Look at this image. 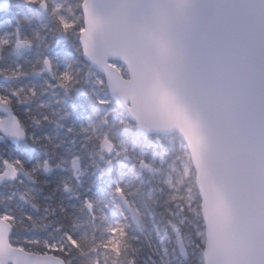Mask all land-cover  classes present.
<instances>
[{"label": "snow or ice", "instance_id": "6c2138e0", "mask_svg": "<svg viewBox=\"0 0 264 264\" xmlns=\"http://www.w3.org/2000/svg\"><path fill=\"white\" fill-rule=\"evenodd\" d=\"M23 7L0 0V264H264V0Z\"/></svg>", "mask_w": 264, "mask_h": 264}, {"label": "trees", "instance_id": "16d2710c", "mask_svg": "<svg viewBox=\"0 0 264 264\" xmlns=\"http://www.w3.org/2000/svg\"><path fill=\"white\" fill-rule=\"evenodd\" d=\"M26 14V9L23 7V0H12V8L11 11L8 13L9 17L15 14ZM3 81H0V84H3ZM45 99H50V97H45ZM2 151V149H0Z\"/></svg>", "mask_w": 264, "mask_h": 264}, {"label": "rangeland", "instance_id": "374dc122", "mask_svg": "<svg viewBox=\"0 0 264 264\" xmlns=\"http://www.w3.org/2000/svg\"><path fill=\"white\" fill-rule=\"evenodd\" d=\"M4 18V15L2 14V15H0V19H3ZM10 18V17H9Z\"/></svg>", "mask_w": 264, "mask_h": 264}]
</instances>
